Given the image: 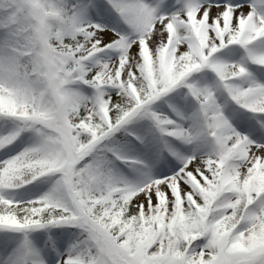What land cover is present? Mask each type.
<instances>
[{
    "label": "snow or ice",
    "instance_id": "snow-or-ice-1",
    "mask_svg": "<svg viewBox=\"0 0 264 264\" xmlns=\"http://www.w3.org/2000/svg\"><path fill=\"white\" fill-rule=\"evenodd\" d=\"M0 264H264V0H0Z\"/></svg>",
    "mask_w": 264,
    "mask_h": 264
}]
</instances>
